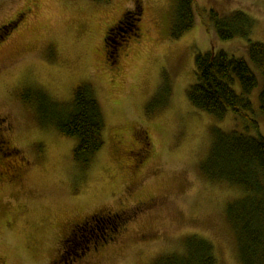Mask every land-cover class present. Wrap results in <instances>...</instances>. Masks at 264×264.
<instances>
[{
	"label": "rangeland",
	"instance_id": "obj_1",
	"mask_svg": "<svg viewBox=\"0 0 264 264\" xmlns=\"http://www.w3.org/2000/svg\"><path fill=\"white\" fill-rule=\"evenodd\" d=\"M131 8L132 0H0V117L9 128V149H0V264H65L62 239L96 213L124 220L73 264H153L164 253L183 252L189 235L212 243L217 264H242L226 212L246 193L206 178L200 164L213 128L264 137V80L247 40L219 39L202 11L245 12L253 20L250 39L264 44V0H195V25L176 40L174 0H142L138 33L113 62L104 37ZM10 21L13 27H3ZM219 50L245 58L259 79L248 95L252 108L223 119L187 95L196 55ZM83 83L104 117V146L87 166L74 160L76 139L39 123L35 102L14 101L29 89L71 105ZM233 88L243 93L238 81Z\"/></svg>",
	"mask_w": 264,
	"mask_h": 264
},
{
	"label": "trees",
	"instance_id": "obj_2",
	"mask_svg": "<svg viewBox=\"0 0 264 264\" xmlns=\"http://www.w3.org/2000/svg\"><path fill=\"white\" fill-rule=\"evenodd\" d=\"M90 1L109 3L111 0ZM132 1L133 8L127 10L123 18L129 19V27L136 30L142 0ZM194 2L174 0L171 39H179L194 27ZM202 13L207 25L213 26L219 39L227 41L240 37L247 40L249 60L264 80V44L250 39L253 26L251 17L241 10L222 14L210 9ZM109 35H105L104 42L106 56L112 60L107 47V42L111 43ZM121 36L122 33H119L115 40L122 41ZM195 67L196 81L187 91L194 107L219 119H223L230 110L240 113L241 110L252 108L248 95L258 86L259 79L245 58L230 55L224 50L205 52L196 55ZM236 81L242 87V94L233 88ZM20 97L23 104L35 102L40 124H52L65 137L77 140L73 151L76 162L87 166L103 148L104 117L91 85H78L71 105L52 100L42 90L25 89ZM259 101L264 113V83ZM156 103L157 98L154 97L147 106V113L153 112ZM143 133L140 132V135ZM212 134L213 142L206 160L200 164V172L212 181L240 187L246 193L228 205L226 218L235 232L241 263L264 264V137L218 128H213ZM119 220L120 223L124 220L120 214L96 213L75 223L61 241L60 259H64L65 264H73L100 240L118 233V227L122 225ZM183 247L181 253H164L156 257L153 264H217L214 247L207 239L189 235L185 237Z\"/></svg>",
	"mask_w": 264,
	"mask_h": 264
},
{
	"label": "flooded vegetation",
	"instance_id": "obj_3",
	"mask_svg": "<svg viewBox=\"0 0 264 264\" xmlns=\"http://www.w3.org/2000/svg\"><path fill=\"white\" fill-rule=\"evenodd\" d=\"M15 22V21H14ZM16 23V22H15ZM129 19L126 18H121L117 23L114 24V26L110 29V35H109V29L106 32V35H109L108 39L111 40V43L107 42V47L109 48L111 52V57L114 59L113 62H117V57H118V52L120 48H122L123 44L125 41H127L131 36L137 35L138 33V28L134 30V28L129 27ZM9 26H14L11 21L8 22L7 24H4L3 27H9ZM119 33H122L121 39L122 41H117L115 38H118ZM19 99L14 100L15 102L18 100L21 104H23L22 99L20 98V95L18 96ZM4 120L3 118L0 117V149L2 148H7L9 149L8 146H6V137H5V132L6 130H9L7 126L4 125V123L1 121ZM6 127V128H5ZM0 152H3L0 150ZM59 262H55L54 264H58Z\"/></svg>",
	"mask_w": 264,
	"mask_h": 264
},
{
	"label": "bare ground",
	"instance_id": "obj_4",
	"mask_svg": "<svg viewBox=\"0 0 264 264\" xmlns=\"http://www.w3.org/2000/svg\"><path fill=\"white\" fill-rule=\"evenodd\" d=\"M112 28V27H111ZM111 28H109V29H111ZM112 30V29H111Z\"/></svg>",
	"mask_w": 264,
	"mask_h": 264
}]
</instances>
